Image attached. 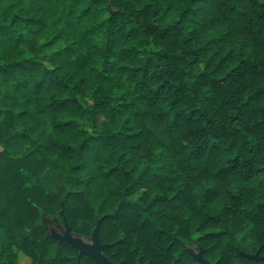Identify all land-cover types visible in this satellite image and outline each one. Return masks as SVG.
Instances as JSON below:
<instances>
[{"label":"trees","instance_id":"1","mask_svg":"<svg viewBox=\"0 0 264 264\" xmlns=\"http://www.w3.org/2000/svg\"><path fill=\"white\" fill-rule=\"evenodd\" d=\"M61 202L115 264L264 253V0H0V230L29 264H77L37 224Z\"/></svg>","mask_w":264,"mask_h":264},{"label":"water","instance_id":"2","mask_svg":"<svg viewBox=\"0 0 264 264\" xmlns=\"http://www.w3.org/2000/svg\"><path fill=\"white\" fill-rule=\"evenodd\" d=\"M59 215L63 219L65 231L61 234V233H57L53 229L47 230V228L45 227L47 230L46 238H53L60 242H65L71 245L72 247L76 248L78 251V254L76 257L77 264H82L81 263L82 257L89 258L90 260L94 262V264H115L114 262L110 260V258H108L104 254L103 251L107 245L101 244L100 239H99V229L103 221V218H100L96 221L95 227L90 236V242H85L81 237L75 236L72 233V229L71 227H69L64 217V209H63L62 202H61V210L59 211ZM199 249H200L199 253L197 254L198 256L195 257V260H197V262H199L200 264H209L203 259V257L201 256V248ZM186 251L188 253H191L190 249L188 248H186ZM239 253L247 259H257L259 255V252H257L255 255L242 253L241 251H239ZM262 260L264 261V257H262Z\"/></svg>","mask_w":264,"mask_h":264},{"label":"rangeland","instance_id":"3","mask_svg":"<svg viewBox=\"0 0 264 264\" xmlns=\"http://www.w3.org/2000/svg\"><path fill=\"white\" fill-rule=\"evenodd\" d=\"M29 17H30L29 15L25 16L26 19H28ZM20 28L27 32L26 37L28 39L31 38L34 35L33 30H35V29H34V24H33L32 21L30 23L29 22H23V24L20 25ZM30 30H32V32ZM80 102L83 104L84 107L90 108L92 106V97L80 98ZM102 120H103V118L100 117L99 118L100 126L102 124L101 123ZM88 124H90L89 120H84L83 121V125L84 126H86ZM37 224L43 225L44 227L47 228V230L48 229H53L57 233H61L62 234L65 231L62 217L60 219L56 218V217L50 218V217H47L45 214H41V217L37 221ZM28 232H29V230H25V231H22V232H19V231L15 232L14 231L13 238H8L5 235V233L2 230H0V254L2 255V257H6L9 254L13 253V254L16 255L15 264H29L30 263V259L25 257L17 248V241L21 237L26 235ZM75 236L81 237L85 242H90V236H80V235H75ZM199 236H200L199 234H195L193 236V238H192V242L190 244L186 245L184 247V249H186V248L189 249V247L190 248H195L196 244H199L198 241H197ZM236 248H238V247H236Z\"/></svg>","mask_w":264,"mask_h":264},{"label":"flooded vegetation","instance_id":"4","mask_svg":"<svg viewBox=\"0 0 264 264\" xmlns=\"http://www.w3.org/2000/svg\"><path fill=\"white\" fill-rule=\"evenodd\" d=\"M199 248H201V256L203 257V259L206 262H208L209 264H218V261H215V262L211 261V259L205 254V249L203 247H201L200 244H196L195 248L189 247L191 253H188L185 249V251L188 253L189 264H200L199 262H197V260H195V257L198 256L197 254L199 253V250H200ZM236 250L239 253L240 250L238 248H236ZM257 252H259L257 259H247L244 256H242L240 253L239 254L248 261L247 264H264V261L262 260V257H264V253L261 252V247L253 253H246V254L255 255ZM242 253H244V252H242Z\"/></svg>","mask_w":264,"mask_h":264}]
</instances>
